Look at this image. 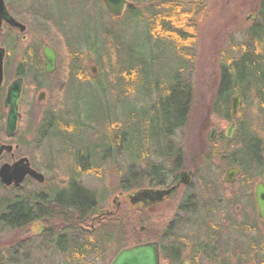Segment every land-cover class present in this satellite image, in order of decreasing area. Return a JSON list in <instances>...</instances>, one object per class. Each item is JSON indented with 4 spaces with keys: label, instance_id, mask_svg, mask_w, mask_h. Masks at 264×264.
I'll use <instances>...</instances> for the list:
<instances>
[{
    "label": "trees",
    "instance_id": "obj_1",
    "mask_svg": "<svg viewBox=\"0 0 264 264\" xmlns=\"http://www.w3.org/2000/svg\"><path fill=\"white\" fill-rule=\"evenodd\" d=\"M50 1L36 0L34 10L29 11L28 16L61 35L68 25L65 19L49 9ZM128 1L130 5L123 17L117 20L128 28L142 27L139 35L134 30L129 38L124 27H120L121 30L111 27L104 29L102 41L90 34L83 39L88 45L87 50L101 58L102 61L97 60V64L103 68L106 63L110 74L115 75L117 92L123 93L126 100L137 96L141 104L123 109V121L118 117L111 118L105 100L106 80L99 75L93 83L80 67L81 53L72 54L66 74L69 75L70 86L60 87L62 93H59L65 94V99L69 100L68 91L78 83L91 96V111L78 116L73 109L70 117V111L63 109L66 101L61 102L57 110L53 109L44 116L37 131V146L40 149H45V146L51 149L50 142L56 140L68 152L74 166L70 178L59 187L40 193L5 189L0 184V188L9 191L6 196L0 197V227L22 229L36 222L49 225L50 221L64 224V229L48 227L50 230L46 233L55 238L56 249L68 254L77 264L97 252L96 238L103 239V244H106L114 243L117 236L123 238L128 234L131 240L124 247L139 243L132 240L137 226L142 223L136 216L151 208L136 209L138 213L134 214L99 217L103 210L102 199L77 183L80 173L99 171L108 164L123 165L126 174L121 175L120 188L129 192L148 187H171L178 172L184 168L183 152L173 140L177 132L187 125L191 115L195 86L189 73L197 45V23L205 12L208 0ZM237 46V56H227L220 63V82L209 112L217 119L229 120L230 98L233 95L242 96L239 127L233 138L235 149L225 158L240 169L239 182L243 189H249L245 192L252 197L254 180L261 178L264 181V5L258 21L252 25L242 44ZM148 57L151 59L148 60ZM30 58L34 62L33 70L41 69L36 53ZM147 62L153 68L157 66L159 73H156V83L145 90L142 80L138 82L135 74L143 75ZM91 82L93 86L87 87ZM65 88H68L66 93ZM151 94H155V98L148 103L147 96ZM76 119L78 125L74 124ZM91 124L97 128L91 127ZM89 129L94 132L92 139L84 140V132ZM237 152L241 156L235 157ZM52 166L57 169L56 165H49L46 167L49 173ZM94 234H97L96 238L92 236ZM159 242L164 264L171 254L165 253L164 241L161 239Z\"/></svg>",
    "mask_w": 264,
    "mask_h": 264
},
{
    "label": "rangeland",
    "instance_id": "obj_2",
    "mask_svg": "<svg viewBox=\"0 0 264 264\" xmlns=\"http://www.w3.org/2000/svg\"><path fill=\"white\" fill-rule=\"evenodd\" d=\"M5 2L14 10L17 20L27 26V32L24 34L26 36L25 40L22 39L23 35L18 31H11L14 35L13 38H15L13 40H11L9 32L0 34V46L7 52L4 63V90L2 89L4 93L0 92V141L1 143L18 146V149L14 151L15 158L12 159L11 154H5L0 158V166L3 163H13L21 158L29 159L33 166L41 167L36 169L44 173L47 181L44 185L27 181L22 190L27 193L48 192L68 180L74 166L68 157V152L59 145L58 141L52 140L50 142L51 149H48V146H45V149H40L37 146V131L42 119L49 111L57 110V106L64 101H66V106L63 109L70 111L68 114L70 117L73 114V109L77 115H81L82 112H90L92 108L89 92L78 83H75L68 91L69 100L65 99L67 97L65 94H60L62 93L59 91L60 87L68 84L67 76L69 75L66 76V74L70 66L71 55L81 53L80 67L88 73L93 83L99 75L100 78L106 80L105 100L108 103L111 118L118 117L119 120L122 119L123 121L125 119L124 113H121L123 109L127 110L131 106L141 104V99L132 96L126 100L127 97L123 93L117 92L115 89V75L110 74L106 63L103 64V68L97 64V60L102 61L101 58L87 50L88 45L83 38L86 34H90L92 38L97 36L102 41L101 36L104 29L111 27L115 29L124 27L125 34L130 38L134 30H137L139 35L142 32V27L133 26V28H128L122 25L120 20L110 15L102 0L96 2L94 0L83 2L82 0H51L48 3L49 9L53 14L65 19L68 25L61 35H57L53 30L46 29L37 19L29 18L28 13L34 10L32 8L35 6L36 0H5ZM263 5L264 0H208L205 12L197 23V45L192 71L189 73V77L195 86L192 111L187 125L175 135L173 141L176 147L183 152L182 163L184 167L190 166L191 160L201 158L198 151L202 143L201 148L204 147L207 150L206 154L209 161V164L203 167L202 174L208 178L210 184H214L215 189L212 188L213 186H208V184L203 187L200 184L199 177L189 193L187 190L181 189L163 204L139 212V216L136 217L141 219L142 223L137 226V232L133 235L132 240L143 243L162 239L165 245L170 243V237L177 230L180 231L179 226H177L178 222L174 223L177 216L178 220L182 219L179 216V207L186 199H188L189 206L200 210L214 199H216L215 201L220 200L222 206L227 207L225 210L228 212H233L237 206L241 207L242 212L249 209L250 201L248 202L246 199L250 197H247L249 193L245 192L249 189L247 187L243 189L241 184L238 183L237 186L233 187L225 186L223 183V177L227 169L231 167L223 157L232 154L231 151L235 149V141H229L225 145L222 143L229 122L213 117L209 112V107L211 108L210 103L215 100V91L220 82L221 61L227 56H237L235 47L242 44L252 25L258 21ZM45 44L50 45L58 54V71L51 76L43 73L44 60L41 51ZM33 53H36V56L39 57V66H41L39 70L37 68L33 70L34 62H31L30 58ZM150 59L151 57H148V60ZM22 64L23 69L20 70L21 74H19V68ZM93 65L97 66L96 75L92 74L91 71ZM144 68L143 75L136 73L135 77L138 82L142 80V87L144 85V89L147 90L149 86L156 83V73H159V68L157 66L151 67L150 62H147V66ZM19 76L24 78L23 96L20 105L21 116L18 122L17 137L15 140H9L4 133L8 110L3 107V100L7 87ZM92 82L86 86H93ZM69 86L68 84L67 87ZM41 90L47 92V99L42 104H38L37 97ZM67 90L68 88H65L64 92L66 93ZM147 97L146 101L150 103L155 98V94ZM211 121L215 123L213 127L218 128L220 137L218 145H213L208 151L206 146L209 131L212 129L209 126ZM74 124L78 125L77 119ZM91 125V127L97 128L95 124ZM93 134L94 132L90 129L87 130V132H84V140L92 139ZM216 151L220 152L218 156L215 155ZM239 154L237 152L235 157H238ZM49 165H56L57 169L53 166L51 169L54 173L52 171L49 173L46 170ZM124 172L126 174L123 165L108 164L99 171L97 169L96 171H90V173H80L77 183L102 199L105 212H111L120 207L118 215L121 214L122 216V214L130 212L134 214L138 208L130 205L129 194L123 193L120 188L121 175ZM259 180L262 179L256 178L254 180L252 191L255 190L256 183ZM3 188L7 189L6 187ZM243 191L245 197H243ZM8 192L0 188V197L6 196ZM187 194L195 196V203L192 204V200L187 197ZM251 215L249 209L248 216ZM50 222L49 225L44 222H36L22 229L10 230L0 227V261H3V264H77L68 254H62L56 249L55 238L46 233L53 226L64 229V224H60V226L55 221ZM185 225V223L180 225L184 227L176 236L184 241L188 237ZM88 231H92V229H88ZM166 233L167 239H165ZM127 235L123 238L117 236L114 243L106 244H103V239L96 238L97 234L92 235L98 240L95 245L98 247L97 252L78 264H111L116 254L131 240ZM187 254L188 252L185 255Z\"/></svg>",
    "mask_w": 264,
    "mask_h": 264
},
{
    "label": "flooded vegetation",
    "instance_id": "obj_3",
    "mask_svg": "<svg viewBox=\"0 0 264 264\" xmlns=\"http://www.w3.org/2000/svg\"><path fill=\"white\" fill-rule=\"evenodd\" d=\"M9 6L10 5L6 4L5 2L6 18L10 17L18 21L16 15L13 12L14 10ZM11 31H18L23 35L22 39H26V36L24 35L27 32L26 25L25 31L21 32L20 29L11 26L5 19H3L0 24V34L9 32L10 38L13 40L15 38H13L14 35ZM5 57L7 58V52ZM230 101L231 99L229 100V103ZM238 120L239 119L236 121H229V127L227 128L225 137L222 140L224 145L228 144V142L232 141L235 137L239 127ZM214 124L215 123L213 121L209 123V126L215 131V136L212 142H209L207 139L208 143L210 144L209 145L207 143L206 146L208 151L213 145H218V140L220 137L218 128L213 127ZM230 127H234V129L232 135L228 137L227 132ZM201 146L202 143L200 144V149L198 151L199 155H201V158H195L196 160H191L190 166H185L179 172L175 181V185H180L176 191L173 192L171 196L168 197L164 202L172 198L181 189L187 190L189 193L194 186L195 181H197L199 177L200 184L203 187L204 185L206 186L208 184V186H213L212 188L215 189L214 184H210L208 178L202 174L204 171L203 167L208 165L209 161L207 159L208 155L206 154L207 150H205L204 147L201 148ZM17 149L18 146L16 147V150ZM9 154H11L12 159L15 158L14 152ZM219 154V151L215 152V155L218 156ZM223 158L227 162L225 156ZM16 161L17 160L14 162ZM227 164L231 166L229 169L236 168V166L231 165L229 162H227ZM229 169H227V171ZM182 172L188 174L190 178L189 185L181 184L180 173ZM224 178L225 175L223 177V183L225 186L227 185L233 187L237 186V183L240 184V177H237L235 183L233 184L226 183ZM27 181L33 180L27 178L24 184ZM24 184L20 187V189H23ZM252 195L253 196L250 197L248 194L247 197L250 198L246 199L248 202L250 201L249 209L252 213L251 216H248L249 209L246 212H242L240 206H237L233 212H228L225 210L227 207H223L222 203H220V200L215 201L216 199H214L212 202H208L209 204L206 205V207L202 210L198 208L194 209V207L189 206L188 199H186L185 202L183 200L179 207V216H181L180 218L182 219L178 220L177 216V220H175L174 224L178 222L177 226H179V232H181L184 226L180 225L185 223L188 237L186 241L178 239L176 237L179 234L178 230L173 236H171L170 243H166L167 245H165L166 247L164 248L165 253L168 252L171 255L166 257L167 260L164 264H264V221L261 220L258 215L255 191H253ZM187 197L192 200V204L195 203V196L193 194H187ZM159 245L160 252L162 254L163 250L161 244L159 243ZM187 252L188 254L185 255Z\"/></svg>",
    "mask_w": 264,
    "mask_h": 264
},
{
    "label": "water",
    "instance_id": "obj_4",
    "mask_svg": "<svg viewBox=\"0 0 264 264\" xmlns=\"http://www.w3.org/2000/svg\"><path fill=\"white\" fill-rule=\"evenodd\" d=\"M107 10L114 18H121L130 5L128 0H103ZM5 4L3 0H0V24L5 19L11 26L20 29L21 32L25 31V26L17 22L13 18H6ZM42 55L44 57V72L46 75L54 74L58 69V56L57 52L48 44L43 47ZM5 51L0 48V89L4 82V61ZM92 74H97V68L93 66L91 68ZM23 78H17L7 88V94L3 105L8 109V115L6 120L5 133L8 137L12 138L16 135L18 119L20 117L19 107L23 92ZM47 99V93L41 91L37 98V103H43ZM242 104V97H234L231 101L232 119H237V113L239 106ZM234 127H231L227 136L230 137L233 133ZM215 131L212 130L209 134V141H213ZM14 147L12 145H0V157L4 152L12 153ZM239 170L236 168L230 169L225 176V182L233 184L236 178L239 176ZM29 176L39 183L45 182L43 174L37 172L31 168L28 159H21L14 164H3L0 167V182L7 186L20 187L26 177ZM181 183L184 185L190 184V178L187 173L181 174ZM179 185L173 186L168 189H143L135 193L129 194L131 204L133 205H149L162 202L173 191L177 189ZM256 204L260 219L264 221V184L259 182L255 190ZM101 216V214H100ZM111 264H161L159 244L157 242H149L145 244L136 245L130 248L120 251Z\"/></svg>",
    "mask_w": 264,
    "mask_h": 264
}]
</instances>
